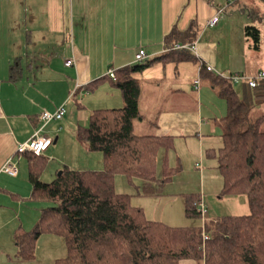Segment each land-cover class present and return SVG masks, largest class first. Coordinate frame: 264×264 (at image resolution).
<instances>
[{
  "label": "crops",
  "instance_id": "1",
  "mask_svg": "<svg viewBox=\"0 0 264 264\" xmlns=\"http://www.w3.org/2000/svg\"><path fill=\"white\" fill-rule=\"evenodd\" d=\"M234 1L215 0L210 4L205 0H0V264H26L16 259V235L19 231H32L44 209L31 198L27 157L17 155L18 147L40 129L43 112H56L74 101L68 109L71 117L66 113L63 120L49 123L42 132L43 136L55 138L44 154L48 166L42 178L46 174L51 177L66 167L75 170L74 162L68 161L81 155L88 158L85 153L88 151L76 138L78 130L87 127L91 114L102 109V105L112 102L117 107L124 105L120 91L106 79L108 72L134 66L141 50L147 53L149 60L162 56L166 51V37L174 30L185 34L192 26L196 36L193 43L197 42L202 61L156 62L151 66L155 73L145 70L133 77L141 85L140 107L144 86L156 90L161 87H157L158 84L165 81V88L171 90L158 111L156 126L150 135L173 140V148L160 153L158 176L163 174L165 165L170 170L181 168L165 186L181 185L177 190L181 197H178L176 212L183 214L186 196H195L181 189L190 191L191 182L199 180L196 176L203 186L196 197L203 196L205 191L217 194V187L216 191L210 190L208 182L218 180V164L208 158L207 152L218 151L223 146L227 106L215 93L207 74H200L201 62L220 74L251 77L264 71V39L260 40L258 52L250 50L251 41L244 32L247 26H252L250 11L247 6L237 14L236 10L230 11ZM257 4L264 6L259 0ZM221 8L225 13L220 23L214 28L208 27V22ZM256 8L264 13V8ZM237 15L241 19H236ZM177 39L174 43L184 44L182 39ZM69 60L74 63L66 67ZM187 74L192 75L188 84L168 83L179 81ZM97 80L103 82L94 93L84 90ZM198 80L197 90L195 82ZM102 87L109 90L107 94L101 93L103 89L99 91ZM244 90L245 86L241 85V94ZM263 110L264 105L260 104L258 112ZM51 124L55 125L47 134ZM62 149H67L65 158L57 155ZM10 161L18 169L17 176L4 171ZM101 161L102 158L93 157V164L88 160L87 166H79L76 171H103ZM193 179L195 181H191ZM130 183H136L138 194L144 196L142 181ZM217 186L222 190V185ZM115 187L120 191L125 188L123 176L116 178ZM224 198L233 203L234 211L248 206L243 197L221 196L220 201ZM149 199L158 202V207L167 204L161 202L162 194ZM131 202L144 212L149 207L143 200L135 204L131 198ZM33 207L37 208L36 212ZM173 209L167 204L162 211L170 222ZM234 213V217L243 216ZM164 218L148 220L165 224ZM211 219L217 220L213 216ZM45 237L42 236L38 244ZM181 264L203 263L183 261Z\"/></svg>",
  "mask_w": 264,
  "mask_h": 264
},
{
  "label": "trees",
  "instance_id": "2",
  "mask_svg": "<svg viewBox=\"0 0 264 264\" xmlns=\"http://www.w3.org/2000/svg\"><path fill=\"white\" fill-rule=\"evenodd\" d=\"M205 1L213 4L215 0ZM249 15L251 20L258 19L253 11ZM244 32L248 40L254 41L258 52L260 30L247 26ZM177 38L184 44H192L196 38L194 27L185 34L172 31L166 37L162 56L115 71L116 80L106 78L120 91L123 107L94 111L87 127L80 128L76 134L88 152L102 154L103 171H76L66 167L61 176L57 174L47 184L42 181V175L48 159L44 155L25 154L31 198L49 206L42 210L32 231H19L16 235L18 261H34L40 238L50 235L64 239L68 252L67 258L55 264H181L183 261L264 264V110L262 114L258 112L259 105H264V82L255 89L243 85L244 93L239 94L229 81L203 66L200 69V74H207L212 88L227 106L223 146L218 151L209 150L207 156L218 164L223 180L222 196L244 197L249 206L248 215L222 217L208 228H176L148 220L144 210L132 204L130 195L116 191V178L123 176L130 182L142 181L144 196L156 197L181 171L180 167L170 170L165 165L163 174L158 176L160 153L173 148L172 139L135 133V124L142 118L141 85L133 77L156 62L196 61L193 54L173 49ZM102 82L97 80L84 90L94 93ZM198 198H185L188 219H201L193 207ZM204 233L209 236L207 240Z\"/></svg>",
  "mask_w": 264,
  "mask_h": 264
},
{
  "label": "rangeland",
  "instance_id": "3",
  "mask_svg": "<svg viewBox=\"0 0 264 264\" xmlns=\"http://www.w3.org/2000/svg\"><path fill=\"white\" fill-rule=\"evenodd\" d=\"M222 3H225L226 0H220ZM256 0H235L234 1V5L231 7L230 11L233 12V10H236V14L239 11H243L245 9V6H247V9H249L250 12H255V14L258 16V19L255 20H250L251 22L249 24H252V26L256 27L258 30H260V35L261 38L264 39V13L259 11L258 8H256L257 6L259 8H261V10H263L264 6H261L262 4H257V6L255 5ZM256 6V7H254ZM260 18H263L262 20H260ZM236 19H241L240 16H236ZM237 28V27H236ZM237 35V32H236ZM238 36V35H237ZM241 37H243V35H241ZM239 40H240V35H239ZM251 47L250 50H252V52H255V48H254V41L251 40ZM224 45H227L224 44ZM223 45V46H224ZM263 53H262V57L264 58V45H263ZM191 67V65H190ZM151 71L150 73H155L156 70H154V68L150 67L148 69H146V72ZM149 73V74H150ZM191 74H187L184 75L180 78L179 81H172V82H168L174 85H179V84H188L191 78ZM109 84V83H107ZM165 84L166 82L164 81V83H160L158 84L157 87L161 86L159 89L156 90H152L151 88H149L148 85L144 86V91H143V96L141 98V107H140V112H141V116L142 118L139 120V122H137L135 124V133L137 135H150L152 134V129L154 128L156 121H157V116H158V111L161 110V108L164 106V104L166 103L168 97L170 96L171 92L170 89H166L165 88ZM110 85V84H109ZM172 88L173 85H170ZM105 87V86H104ZM102 87L100 88L99 91H101V89H103V91L101 93H105L107 94L109 90H105V88ZM110 87V86H109ZM155 87V88H157ZM168 87V86H167ZM175 88V87H174ZM173 88V90H174ZM236 92L241 94V86H236L235 87ZM215 93L218 95L217 90H215ZM104 97H106V95H104ZM105 99H109V98H105ZM219 99H221L219 97ZM80 97H79V101H80ZM222 101V99H221ZM74 102V101H73ZM73 102H70L69 105L66 106V112L68 113V117H71V115L69 114V107L73 106ZM114 102H112V104H104L102 105V109H117V108H121V107H117L113 105ZM105 106V107H104ZM123 107V106H122ZM263 112H260L259 114H262ZM55 124H51L47 130L46 133L48 134L49 132H51V128L54 126ZM53 140H55V138H53ZM54 147V146H53ZM67 149H62L61 151L57 152V155L61 158H65L67 156ZM86 156H88V158H85L83 155L81 156H75L74 159L68 162H74L72 164V168L74 166L75 170H77V168H84L85 166H87L88 164V160L92 161L93 164V157L96 158H102L101 161V165H103V170H104V162H103V156L101 153H88L85 152ZM94 154V155H93ZM80 155V154H79ZM68 157H71L68 156ZM69 159V158H68ZM100 161V159H99ZM92 164H90V166H92ZM64 163L62 165V169L64 167ZM80 166V167H79ZM161 168V167H160ZM160 168L158 170V172H160ZM60 172H62V170L53 173V176H49V174H46V176L44 175L42 178V181L45 183H51L57 176V174H59ZM219 173V171H218ZM217 176V181L216 179H213L212 182H208L210 185L209 188L210 190L212 189V191H216V187H217V194L215 193H206L207 191H205V194L202 193L203 197H204V201L206 206L208 207V217H214V218H222V217H232L235 216L233 214H235L234 212H236V215L240 216V215H248L249 214V206H245L243 208H240L236 211H234L233 208V203L224 198L223 201H220V198L222 196V190L220 187L217 186V184L220 186L222 185V189H223V180L219 174L216 175ZM197 178H199V180L196 182L195 179L191 180V181H195V182H191V190L190 191H186L185 189H181V192H191L190 195H195L197 196V194H200V192H202L203 190V186L201 185V179L200 177L196 176ZM123 183H124V187L125 188H121L122 191H120L119 188H117V193L119 192V194H127L132 196V200L133 203H139L142 202V200L147 203V211H145V214L147 216V218L149 219H153L156 221H159L160 218L163 219V214L162 211L165 208V206L167 204H171L173 206V212L171 215L172 217V222H170L169 220L165 219L166 225L171 226V227H177V228H181V227H193V226H201L202 225V219L200 220H192V219H188L185 215V210L182 209L183 214L181 213H177L176 210H178L179 206H178V197H181V195L179 194V192H177V190H179V186H177L176 184L172 187L168 186L165 187V191L163 190L162 192V196H163V200L161 202H164V204L167 202L166 205H164V207H158L157 203L155 200L153 199H149L147 197H144L141 193L140 195L138 194V188H137V184L136 183H130L128 181L127 178L123 177ZM212 183V184H211ZM136 184V185H135ZM207 190V189H206ZM209 198V199H208ZM244 198V197H243ZM39 205V208H46L47 206H49L48 203H43V202H36L33 201ZM151 207V209H149ZM172 207H168V209H171ZM37 210V208L34 209L33 207V211ZM42 210V209H41ZM209 210H210V215H209ZM210 217V218H211ZM45 238L43 240V242L38 244L37 247V257L36 260L34 261H30V262H25L26 264H55V262L57 260H61V259H65L68 256V252H67V247H66V243L64 241V239L59 238V237H55V236H50V235H43Z\"/></svg>",
  "mask_w": 264,
  "mask_h": 264
},
{
  "label": "built area",
  "instance_id": "4",
  "mask_svg": "<svg viewBox=\"0 0 264 264\" xmlns=\"http://www.w3.org/2000/svg\"><path fill=\"white\" fill-rule=\"evenodd\" d=\"M230 3L231 0H228ZM225 9H218L216 11V15L208 22L207 26L210 28L216 27L221 20V17L224 15ZM175 51H182V52H189L193 54L197 59L200 61L201 58L198 54V45L197 42L192 44H177L173 48ZM149 60V56L145 51H140L136 55V63H143L145 61ZM73 61L69 60L66 62V67H70L73 65ZM204 67L206 71L210 73H214L221 77L222 79H225L232 83L234 86L238 85H247L251 89L258 88L263 82H264V71L258 72L254 76H247V75H231V74H220L215 71V69L203 62H201V67ZM200 67V69H201ZM108 76H110L112 79L116 80V75L114 70H110L108 72ZM195 86L198 88L200 86V81L195 82ZM66 115V108L65 106L61 107L59 110H57L54 113L45 111L42 114V127L33 135V137L25 144L20 145L17 149V155H24L26 153H31L36 156H42L44 153L48 151V149L52 146L53 140L47 136H43L41 133L44 130V128L53 121H61L64 116ZM4 171L11 175V176H17L18 169L16 165H13L12 161L8 163V165L5 167ZM193 207L201 214L202 219V227L208 228L211 227L216 221L208 217V208L205 204V201L203 199V196H200L194 203ZM205 231V229H204ZM209 236L207 233H204V239L207 240Z\"/></svg>",
  "mask_w": 264,
  "mask_h": 264
},
{
  "label": "water",
  "instance_id": "5",
  "mask_svg": "<svg viewBox=\"0 0 264 264\" xmlns=\"http://www.w3.org/2000/svg\"><path fill=\"white\" fill-rule=\"evenodd\" d=\"M61 174H62V173L60 172V173L58 174V176H61Z\"/></svg>",
  "mask_w": 264,
  "mask_h": 264
}]
</instances>
